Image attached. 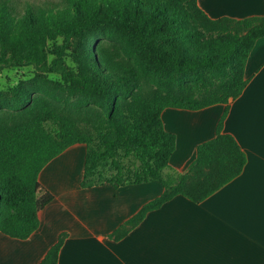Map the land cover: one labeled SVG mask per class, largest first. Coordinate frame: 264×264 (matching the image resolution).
<instances>
[{
    "label": "trees",
    "instance_id": "16d2710c",
    "mask_svg": "<svg viewBox=\"0 0 264 264\" xmlns=\"http://www.w3.org/2000/svg\"><path fill=\"white\" fill-rule=\"evenodd\" d=\"M18 6L0 0V71L32 66L35 76L0 91V117L6 109L24 114L14 123L0 120V232L25 239L40 226V211L54 198L40 173L76 143L87 146L84 187L164 185L109 234L115 239L175 196L204 200L243 171L246 153L223 128L231 99L248 83L245 67L264 37V15L212 18L198 0H29L23 11ZM106 37L131 63L103 50ZM51 73L60 77L64 108L33 95V80L54 83ZM144 81L153 86L148 93ZM215 103L227 105L216 135L198 145L186 172H168L177 135L165 128L163 110ZM68 108L94 114L84 121ZM67 236L61 233L40 264H58Z\"/></svg>",
    "mask_w": 264,
    "mask_h": 264
},
{
    "label": "crops",
    "instance_id": "0c3cea01",
    "mask_svg": "<svg viewBox=\"0 0 264 264\" xmlns=\"http://www.w3.org/2000/svg\"><path fill=\"white\" fill-rule=\"evenodd\" d=\"M212 18L264 15V0H198ZM248 83L230 101L223 130L233 134L247 161L243 171L210 196L177 195L150 210L127 235L109 236L164 191L157 181L84 187L86 144L76 143L40 173L54 193L40 211V226L22 239L0 232V264H40L61 233L68 232L58 264H264V37L245 67ZM168 106L162 118L177 135L172 173H184L198 145L216 135L226 109Z\"/></svg>",
    "mask_w": 264,
    "mask_h": 264
},
{
    "label": "rangeland",
    "instance_id": "374dc122",
    "mask_svg": "<svg viewBox=\"0 0 264 264\" xmlns=\"http://www.w3.org/2000/svg\"><path fill=\"white\" fill-rule=\"evenodd\" d=\"M27 1L29 0H13V2L19 3L18 7L20 11H23ZM30 1H34V0H30ZM102 48L104 51H107L115 55L116 58L122 59L128 64L131 63L128 56L121 50V46L117 41L106 37L102 40ZM93 50L95 51L97 50L96 45H93ZM34 76H35V69L32 66L4 69L0 71V91H6L11 87H13L14 85H17L21 80H29L32 79V77ZM50 78L53 79L54 83L51 82L49 84H44L38 82L37 80H33L34 82L32 86L34 92L33 95L42 98L51 104H54V106L64 108L61 103L63 96L62 94H60V90H59L60 86L57 84V82H59L60 80V77L56 73H51ZM152 89L153 86L151 85V83H149L148 81H144L143 90L148 93ZM68 110H70L71 112L73 111L75 114L80 115L83 118L87 117V113H89L90 115L94 114V110H88L86 111L87 113H85V111L78 112L74 108H68ZM23 116H24L23 112H12L6 109L4 110L3 115L0 117V120L5 119L7 123H14L20 120ZM83 120L86 121V118H84ZM106 173L108 175L111 174L112 173L111 169L107 170Z\"/></svg>",
    "mask_w": 264,
    "mask_h": 264
}]
</instances>
